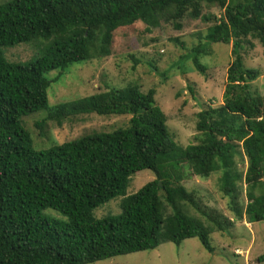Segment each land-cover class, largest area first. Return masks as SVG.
Returning <instances> with one entry per match:
<instances>
[{"label": "trees", "instance_id": "trees-1", "mask_svg": "<svg viewBox=\"0 0 264 264\" xmlns=\"http://www.w3.org/2000/svg\"><path fill=\"white\" fill-rule=\"evenodd\" d=\"M202 1L219 3L223 15L209 28L208 42L178 65L192 59L206 74L199 57L217 43L232 45L234 60L223 103L198 114V144L178 146L156 103V90L144 93L137 84L50 107L48 90L55 82L48 74L59 71L60 81L75 64L109 58L122 29L141 24L144 34H152L172 22L179 30L186 16L210 23L202 16ZM253 41L264 45V0H13L0 5V264H94L188 239H198L213 253L211 235L226 232L235 220L246 215L249 223L264 222V97L252 89L261 73L247 68L242 56ZM22 44L34 51L31 60L10 62L5 49ZM42 111L47 117L37 123L40 129L48 121L62 128L79 116L131 118L112 132L36 150L24 119ZM241 163L248 164L245 172L238 169ZM183 165L203 179L222 173L220 191L230 200L233 221L203 207L182 184ZM142 172L154 179L129 195L133 176ZM243 190L246 207L240 204ZM119 199L118 214L100 216L101 207ZM191 208L203 220L192 218Z\"/></svg>", "mask_w": 264, "mask_h": 264}, {"label": "rangeland", "instance_id": "rangeland-1", "mask_svg": "<svg viewBox=\"0 0 264 264\" xmlns=\"http://www.w3.org/2000/svg\"><path fill=\"white\" fill-rule=\"evenodd\" d=\"M11 1L0 0V5ZM202 2V16L210 17V23L186 16L179 30L173 27L172 22L163 23V28L155 29L152 34H144L141 24L122 29L115 35L109 58L75 64L60 81H57L59 71L48 74V78L55 82L48 90L50 107L106 91L108 87L124 88L137 84L144 93L156 90V103L166 114L168 129L178 146L186 148L198 144V114L209 106L217 107L223 103L227 70L234 60L232 45L217 43L207 45L209 51L199 57L200 63L207 67L206 74L197 71L192 59L178 65L191 50L208 42L209 28L216 23L215 18L220 19L223 15L224 10L219 3ZM253 44L254 47L245 44L242 56L247 68L260 71L261 76L252 83V89L264 97V45L257 41ZM5 54L10 62L19 63L30 61L34 51L27 44H22L6 48ZM46 117L47 114L42 111L24 119V125L33 135L36 150L60 146L94 133L112 132L125 126L131 118L79 116L62 128L50 121L43 129L37 128V123ZM182 167L186 175L182 184L196 195L202 206L233 221L230 200L220 191L222 173L203 179L195 176L187 166ZM247 168V163L238 164V169L243 172ZM153 179L151 173L142 172L133 176L129 195ZM240 197V204L244 202L246 207L248 198L245 190ZM120 203L121 199L104 205L99 209L100 216L118 214ZM191 209L192 218H201ZM249 222L244 215L243 220H235L226 232L211 235L213 253L207 251L198 239H188L181 245L164 243L153 251L117 256L94 264H264L258 262V258L264 255V222Z\"/></svg>", "mask_w": 264, "mask_h": 264}]
</instances>
